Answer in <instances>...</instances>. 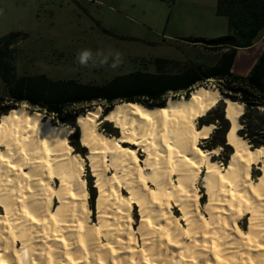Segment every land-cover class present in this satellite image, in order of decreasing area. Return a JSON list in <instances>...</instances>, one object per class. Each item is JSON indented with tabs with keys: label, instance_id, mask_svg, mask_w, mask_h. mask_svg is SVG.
Segmentation results:
<instances>
[{
	"label": "bare ground",
	"instance_id": "bare-ground-1",
	"mask_svg": "<svg viewBox=\"0 0 264 264\" xmlns=\"http://www.w3.org/2000/svg\"><path fill=\"white\" fill-rule=\"evenodd\" d=\"M221 101L232 148L224 166L214 159L221 147L200 145L215 124H196ZM243 111L211 85L162 107L95 105L75 120L82 156L73 128L10 108L0 115V264H264V146L238 134ZM100 120L118 135L101 131Z\"/></svg>",
	"mask_w": 264,
	"mask_h": 264
},
{
	"label": "rangeland",
	"instance_id": "rangeland-1",
	"mask_svg": "<svg viewBox=\"0 0 264 264\" xmlns=\"http://www.w3.org/2000/svg\"><path fill=\"white\" fill-rule=\"evenodd\" d=\"M216 2L217 0H0V37L9 32L24 35L17 44V75L43 73L52 79L74 78L82 83L101 84L116 75L135 70L156 72L155 59L214 65L217 60L215 52L184 39L214 38L228 32L227 18L216 14ZM86 48L94 53L98 49L105 52L109 49L118 50L123 54L124 62L115 70L107 66L82 67L76 62V55ZM255 56L253 53L250 57L243 58L239 54L233 65V72L242 74L238 69L241 66L246 70L251 68L256 60ZM206 84L217 88L213 80ZM174 96L177 95H168ZM223 103L220 107L224 106ZM95 105L104 108L102 102L92 103L91 107ZM20 106L28 109L25 105ZM215 116L213 114L211 117ZM45 118L51 119L48 116ZM100 121V130L108 127L118 135V129L112 123ZM214 124L217 127L216 122ZM78 135L79 128L69 135L70 144L74 151L86 153L87 149L80 144ZM207 144L209 142L204 139L200 145L205 147ZM231 151L232 148L221 147L214 159L224 166ZM259 173L258 169L252 168L253 179ZM84 177L88 180L87 187L88 182L94 187L88 161H85ZM196 186L201 193L202 211L201 205L206 201V195L200 179L196 181ZM95 193L96 197V188ZM88 196V200L93 202L90 216L91 221H94L95 198L89 192ZM174 213L180 214L178 210ZM132 214L133 225L136 226L139 220L136 206ZM246 226L247 217L242 219L241 224L242 228Z\"/></svg>",
	"mask_w": 264,
	"mask_h": 264
},
{
	"label": "trees",
	"instance_id": "trees-1",
	"mask_svg": "<svg viewBox=\"0 0 264 264\" xmlns=\"http://www.w3.org/2000/svg\"><path fill=\"white\" fill-rule=\"evenodd\" d=\"M216 14L227 18L226 34L214 38L184 39L215 52L217 60L214 65L155 59L156 72L135 70L116 75L101 84L82 83L74 78L52 79L43 73L17 75V44L24 35L9 32L0 37V115L12 107L25 105L30 111L43 113L44 118L50 117L51 122L68 125L77 132L76 117L90 108L92 103L102 102L105 111L119 102H140L147 107H162L169 94L188 96L195 87L207 85L208 81L213 80L222 94L244 106L238 119L241 125L238 134L251 147L264 146V110L257 108L264 103V49L246 74L232 71L237 51L252 46L264 31V0H217ZM221 103L223 101L196 123L200 127L216 122L214 132L205 139L209 142L205 146L207 149L231 148L225 141L229 122L224 118ZM213 114L216 116L211 117ZM101 130L116 136L108 127ZM76 152L82 156L85 154L81 150ZM84 181L87 185L85 177ZM90 184L88 182V192L95 198V188ZM89 206L93 211L91 200Z\"/></svg>",
	"mask_w": 264,
	"mask_h": 264
},
{
	"label": "clouds",
	"instance_id": "clouds-1",
	"mask_svg": "<svg viewBox=\"0 0 264 264\" xmlns=\"http://www.w3.org/2000/svg\"><path fill=\"white\" fill-rule=\"evenodd\" d=\"M76 62L82 67H109L113 70L119 68L123 62V54L114 49H109L105 52L103 49H98L94 53L91 49H82L76 55Z\"/></svg>",
	"mask_w": 264,
	"mask_h": 264
},
{
	"label": "crops",
	"instance_id": "crops-1",
	"mask_svg": "<svg viewBox=\"0 0 264 264\" xmlns=\"http://www.w3.org/2000/svg\"><path fill=\"white\" fill-rule=\"evenodd\" d=\"M264 49V31L263 33L261 34V37L259 38V40L257 42H255L252 46L248 47V48H241L237 51V54H236V57H235V60L237 58V56L239 54H241V56L243 58H247V57H250L253 53H255V59L258 57V55L260 54V52ZM235 60H234V63H235ZM233 63V65H234ZM240 71H242L241 73L242 74H246L250 67L246 70L244 66H241L238 68ZM232 71H233V66H232Z\"/></svg>",
	"mask_w": 264,
	"mask_h": 264
},
{
	"label": "water",
	"instance_id": "water-1",
	"mask_svg": "<svg viewBox=\"0 0 264 264\" xmlns=\"http://www.w3.org/2000/svg\"><path fill=\"white\" fill-rule=\"evenodd\" d=\"M208 85V84H207ZM219 93H220V95L222 96V98L224 99V98H228L226 95H224V94H222L220 91H219ZM229 99V98H228ZM230 100V99H229ZM232 101V100H231ZM129 103V102H128ZM257 108L258 109H260V110H264V103L263 104H261V105H259V106H257ZM225 109V108H224ZM104 112H105V109H104Z\"/></svg>",
	"mask_w": 264,
	"mask_h": 264
}]
</instances>
